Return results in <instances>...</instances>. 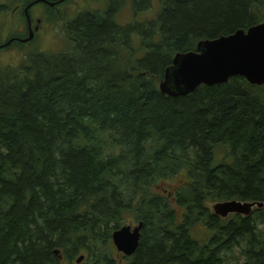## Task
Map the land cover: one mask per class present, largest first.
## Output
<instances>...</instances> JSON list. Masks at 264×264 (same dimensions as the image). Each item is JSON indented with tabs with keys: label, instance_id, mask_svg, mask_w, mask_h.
<instances>
[{
	"label": "trees",
	"instance_id": "trees-1",
	"mask_svg": "<svg viewBox=\"0 0 264 264\" xmlns=\"http://www.w3.org/2000/svg\"><path fill=\"white\" fill-rule=\"evenodd\" d=\"M53 1L0 0L31 20L42 4L39 27L62 20L66 40L0 69V264H264V85L158 88L177 53L264 22V0H159L155 20L123 26L114 5L66 19L70 0ZM225 201L263 206L208 208ZM125 215L142 223L130 257L111 241Z\"/></svg>",
	"mask_w": 264,
	"mask_h": 264
},
{
	"label": "water",
	"instance_id": "water-1",
	"mask_svg": "<svg viewBox=\"0 0 264 264\" xmlns=\"http://www.w3.org/2000/svg\"><path fill=\"white\" fill-rule=\"evenodd\" d=\"M36 31V28L34 29ZM33 32L24 42L31 40ZM244 78L251 85L264 84V24L214 40H201L195 52L177 53L173 66L165 73V87L171 96H186L201 82L213 86L226 83L231 77ZM233 205V202H229ZM250 206L242 213L246 214ZM234 212H228L226 217ZM142 224L125 226L114 232L113 243L131 256L138 248Z\"/></svg>",
	"mask_w": 264,
	"mask_h": 264
},
{
	"label": "rangeland",
	"instance_id": "rangeland-1",
	"mask_svg": "<svg viewBox=\"0 0 264 264\" xmlns=\"http://www.w3.org/2000/svg\"><path fill=\"white\" fill-rule=\"evenodd\" d=\"M78 1V2H77ZM169 1V0H167ZM80 2V3H79ZM112 2L114 4H112ZM132 5L130 0H70V4L62 8L63 16L71 18L79 10H100L104 14L107 12V8H110L114 5V17L116 22L119 25H126L131 23L133 20L135 22H144L146 20L155 19L158 15V6L154 0H145V2H138L136 4V14L135 16H130L129 9L133 10L130 6ZM5 4V3H4ZM6 4H9L8 2ZM5 4V5H6ZM112 5V6H111ZM15 6L9 5L7 11L3 14H0V45H3L6 39H11L16 37V34L25 38L27 35L26 21L24 19L22 9H16ZM14 8V9H13ZM16 9V11H14ZM105 9V10H104ZM160 9V7H159ZM42 11V4H37L33 6L31 10V18L33 26L36 25L35 21L39 19ZM134 12V10H133ZM157 13V14H156ZM52 24V25H51ZM32 26V27H33ZM35 32L36 41L32 44H24L21 47L13 46L8 47V49H0V69L6 67H17L23 59L26 58L29 54L34 51L39 52H59L63 50L62 48L66 44L65 40V28L62 20H59L55 23H50V25H44L39 27ZM10 36V37H9ZM18 36V37H19ZM137 44V40L135 41ZM227 150V151H226ZM228 148H219L216 147L213 150V159L215 163H221L222 161H228L229 158H226V152L228 153ZM182 179V178H180ZM172 183L161 185V190L170 189L173 186V183H177V178L171 180ZM168 186V188H167ZM175 206V204L173 203ZM214 204H208V208L212 212V207ZM125 224L128 226L136 227L137 223L133 220L132 215L124 216ZM131 220V221H130ZM190 235L193 239L197 241H204L210 237V231L202 224H196L191 230Z\"/></svg>",
	"mask_w": 264,
	"mask_h": 264
},
{
	"label": "bare ground",
	"instance_id": "bare-ground-1",
	"mask_svg": "<svg viewBox=\"0 0 264 264\" xmlns=\"http://www.w3.org/2000/svg\"><path fill=\"white\" fill-rule=\"evenodd\" d=\"M138 2H140L139 0L137 1V2H132V5L130 4V6H131V8L134 10V12L136 13V11H137V9H136V4L138 3ZM157 5H160L159 4V1L157 2ZM27 9H28V7L24 10V11H27ZM158 13V12H157ZM156 13V14H157ZM156 19V18H155ZM155 19H151V20H155ZM134 21V20H133ZM127 24H129V23H127ZM261 24H264V22H262V23H259V24H256V25H253V26H251L250 28H253V27H256V26H258V25H261ZM123 26V25H122ZM249 28V29H250ZM243 30V29H242ZM248 30V29H247ZM246 31V30H245ZM233 34V33H232ZM232 34H230V35H232ZM230 35H227V36H230ZM227 36H221V37H227ZM220 38V37H219ZM218 39V38H217ZM205 40V39H204ZM206 40H210V39H206ZM211 40H214V39H211ZM22 42H24L23 40H22ZM27 43V42H26ZM197 45H198V43H197ZM197 45H196V47H197ZM2 47H0V49H1ZM195 51H196V49H195ZM195 51H189V52H195ZM189 52H185V53H189ZM185 53H183V54H185ZM174 57H175V55L172 57V61H171V66H173V60H174ZM171 66H169L168 68H171ZM168 68H166L165 70H164V73H165V71L168 69ZM229 80V79H228ZM164 81H165V77L163 76V79H162V81L159 83V85H158V88H159V91H160V93H162L163 95H166V96H168V97H179V96H171V95H169L167 92H165V90H166V87H165V84H164ZM223 84V83H222ZM201 85H204V86H209V85H207V83L206 82H201L200 83V85L199 86H201ZM216 85H218V84H216ZM262 85H264V84H262ZM262 85H259V86H262ZM198 86V87H199ZM258 86V85H257ZM197 87V88H198ZM196 88V89H197ZM195 89V90H196ZM194 90V91H195ZM193 93V92H192ZM229 202H233L234 204L233 205H230V203ZM250 206V208H249V211H248V213H246V214H244V213H242L243 211H245V209H247L248 207ZM263 206V204L262 203H255V202H239V201H225V202H219V203H216V204H214L213 205V207H212V213L214 214V215H216V216H218V217H220V218H229L230 216H233V215H240V216H249V215H251V213H252V211H253V209L254 208H261ZM228 212H234V213H232V214H229V215H227L226 217H224V215L226 214V213H228ZM211 217V216H210ZM141 222H139L138 224H140ZM137 224V225H138ZM142 224V223H141ZM125 226H128V225H125ZM125 226H123V227H125ZM142 228V227H141ZM117 231V230H116ZM115 232V231H114ZM114 232H113V234H114ZM113 234H112V236H113ZM112 236H111V241H112V244L114 245V247H115V249L118 251V252H120V253H122V254H124L123 252H121V251H119L118 250V248H117V246L113 243V240H112ZM140 237H141V233H140ZM139 243H140V239H139V241H138V246H139ZM124 256H126V257H130V256H128V255H125L124 254ZM132 256V255H131ZM83 256H80V257H78L76 260H75V262H76V264H80L81 262H82V260H83Z\"/></svg>",
	"mask_w": 264,
	"mask_h": 264
},
{
	"label": "flooded vegetation",
	"instance_id": "flooded-vegetation-1",
	"mask_svg": "<svg viewBox=\"0 0 264 264\" xmlns=\"http://www.w3.org/2000/svg\"><path fill=\"white\" fill-rule=\"evenodd\" d=\"M159 0H156V2H158ZM16 42H18V43H26V42H22V40H17ZM227 219V218H226ZM137 224L139 223V222H136Z\"/></svg>",
	"mask_w": 264,
	"mask_h": 264
}]
</instances>
